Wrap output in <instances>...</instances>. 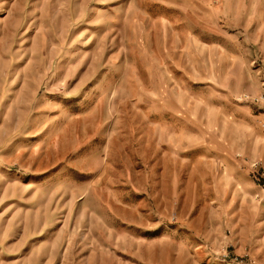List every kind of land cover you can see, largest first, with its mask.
<instances>
[{
    "label": "rangeland",
    "instance_id": "374dc122",
    "mask_svg": "<svg viewBox=\"0 0 264 264\" xmlns=\"http://www.w3.org/2000/svg\"><path fill=\"white\" fill-rule=\"evenodd\" d=\"M256 160L264 0H0V264H264Z\"/></svg>",
    "mask_w": 264,
    "mask_h": 264
},
{
    "label": "built area",
    "instance_id": "2783aa9c",
    "mask_svg": "<svg viewBox=\"0 0 264 264\" xmlns=\"http://www.w3.org/2000/svg\"><path fill=\"white\" fill-rule=\"evenodd\" d=\"M245 97L248 98V96H245ZM251 168L257 180H260V178H264V161L262 160L251 161Z\"/></svg>",
    "mask_w": 264,
    "mask_h": 264
}]
</instances>
